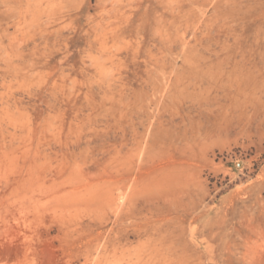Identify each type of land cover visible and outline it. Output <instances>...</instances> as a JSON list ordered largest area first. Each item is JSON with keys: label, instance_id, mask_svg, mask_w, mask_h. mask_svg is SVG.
<instances>
[{"label": "rangeland", "instance_id": "1", "mask_svg": "<svg viewBox=\"0 0 264 264\" xmlns=\"http://www.w3.org/2000/svg\"><path fill=\"white\" fill-rule=\"evenodd\" d=\"M0 264H264V0H0Z\"/></svg>", "mask_w": 264, "mask_h": 264}]
</instances>
